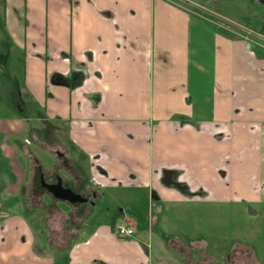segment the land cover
Here are the masks:
<instances>
[{
	"label": "crops",
	"instance_id": "crops-1",
	"mask_svg": "<svg viewBox=\"0 0 264 264\" xmlns=\"http://www.w3.org/2000/svg\"><path fill=\"white\" fill-rule=\"evenodd\" d=\"M0 9V108L16 114L0 118V264H220L211 249L221 247L226 260L235 240H210L228 231L215 225L209 238L199 221L205 206L264 205V51L211 19L228 17L217 0H0ZM14 95L40 121L68 123L87 155L99 195L85 223L46 194L38 205L28 187L22 197L28 120ZM110 195L128 205L146 195L144 220L103 214ZM191 210L194 230L171 232ZM119 221L135 235L119 238ZM248 244L244 264H264V242Z\"/></svg>",
	"mask_w": 264,
	"mask_h": 264
},
{
	"label": "rangeland",
	"instance_id": "rangeland-1",
	"mask_svg": "<svg viewBox=\"0 0 264 264\" xmlns=\"http://www.w3.org/2000/svg\"><path fill=\"white\" fill-rule=\"evenodd\" d=\"M219 3V7L222 9H226V17L225 19L229 24L234 23H241V24H246V25H252V26H257V25H264V3H259L256 0H245L244 3L240 2L239 0H228L230 5H227V0H217ZM197 10V9H196ZM191 14V13H190ZM207 16V15H206ZM192 17L196 18L195 15L192 14ZM209 17V16H208ZM231 17V18H229ZM211 18V17H209ZM213 21L219 20V17L211 18ZM0 22H1V9H0ZM208 22V21H207ZM209 23V22H208ZM215 23L218 24V22L215 21ZM232 25V26H233ZM19 64L14 63V66L18 67ZM14 68V67H13ZM15 72V71H14ZM17 75L18 73L15 72ZM14 86V83H13ZM28 96V95H27ZM28 99V98H27ZM10 115H16L13 112L10 111L8 113L7 110H4L0 108V118H9ZM33 115H30L32 120H33ZM37 127L40 130H44L47 123L45 121H39L37 122ZM57 123V121L55 122ZM68 133L64 132L62 133V139L64 142L70 145L73 151L78 152V157L77 160L84 165V159L82 158V153L83 151L80 150L75 142L69 143L67 142ZM71 141V140H70ZM67 144V145H68ZM32 145V144H31ZM35 152L37 155L42 158V160L46 161L47 164H51L53 161V156L51 154H48L46 152H43L42 150L38 149L37 147H34ZM81 156V157H80ZM80 157V158H79ZM148 207V200L145 196H140L137 199L136 204H131L128 205L126 201H123L119 199L116 195H110V198L107 200H102L101 204L99 205V209L104 211V213H111V212H116V211H121L123 209L125 210H130L134 215L138 216L141 220L144 217L145 211L147 210ZM155 213L157 212L156 210L154 211ZM196 212H193V210L190 211L188 214V219L184 220L180 225L177 226L174 221L168 222V225L171 228V232L173 231L174 233L177 234H182L184 230H194L193 224L195 223L194 221L196 220L195 215ZM195 215V216H194ZM256 215H258L256 217ZM264 215V205L262 206H255L249 210V208H246L245 206L239 204V205H231V207H224L221 209L217 208H208L205 206V211L202 214V222L199 221L200 223V230L202 233H204L206 236H209V238L212 237V234L215 230V225L221 226V229H226L228 232H226V236L222 238H211L210 240H217L221 241V243H230L234 239L235 241H242L246 243H252L253 245H262L264 242V223L259 221V217ZM40 216L39 213H36L35 215H32V219H34L35 227L38 228V222L36 221L37 218ZM229 216V217H228ZM255 216V217H254ZM229 218V219H228ZM225 220V221H224ZM230 221V223H229ZM254 227L255 234L252 236L248 231H250V228ZM249 229V230H248ZM248 230V231H247ZM200 232V231H199ZM198 232H192L191 234L195 237ZM222 235L223 233L220 232ZM208 238V239H209ZM218 238V239H216ZM224 238V239H223ZM211 252L218 255L222 256L221 260L223 264V248L219 249H211ZM242 256V255H241ZM260 256V255H259ZM244 258V257H243ZM260 258L264 261V256H260Z\"/></svg>",
	"mask_w": 264,
	"mask_h": 264
},
{
	"label": "flooded vegetation",
	"instance_id": "flooded-vegetation-1",
	"mask_svg": "<svg viewBox=\"0 0 264 264\" xmlns=\"http://www.w3.org/2000/svg\"><path fill=\"white\" fill-rule=\"evenodd\" d=\"M83 82L84 80L82 83ZM13 98L15 101L14 108L22 115L27 116L26 119L28 120V137H25L26 139L22 141V145L27 147V149L33 153L34 171L29 182L32 186L31 189H34L35 194L38 195L44 190L49 191L47 187L48 185L61 183L63 187L73 190L86 199L85 201L76 203L70 202L76 206L80 216L85 217L90 213L91 206L96 202L97 196L99 195L96 190L98 183L91 177L89 171H87V180L76 181L74 168L71 166V161L69 160L70 156L72 157L75 151H73L74 149L72 150L70 145L68 143L67 145L62 139V133L67 132V142L72 144L69 134V124H62L60 126L59 124L55 125V123L46 122L47 125L45 129L40 130L36 125V122H39L40 119H37L39 117L35 111L29 109L30 103L26 102L20 95H14ZM32 114H34L33 120L30 116ZM34 147L51 154L53 156L51 164H47L46 161L42 160V158H40L35 152ZM25 157L29 173V159L26 155ZM53 165L56 166V171L48 170ZM250 250V244L242 241H235L232 243L228 253H226V260L223 261V264H244L243 257L246 253L250 252ZM227 255L231 258L230 262H228ZM221 263L222 262H220V264Z\"/></svg>",
	"mask_w": 264,
	"mask_h": 264
},
{
	"label": "built area",
	"instance_id": "built-area-1",
	"mask_svg": "<svg viewBox=\"0 0 264 264\" xmlns=\"http://www.w3.org/2000/svg\"><path fill=\"white\" fill-rule=\"evenodd\" d=\"M216 22L222 23L231 33L243 38L255 48L264 51V25H246L241 23L229 24L225 19H220ZM116 235L121 239H127L135 235L136 229L125 221H119L115 225Z\"/></svg>",
	"mask_w": 264,
	"mask_h": 264
},
{
	"label": "trees",
	"instance_id": "trees-1",
	"mask_svg": "<svg viewBox=\"0 0 264 264\" xmlns=\"http://www.w3.org/2000/svg\"><path fill=\"white\" fill-rule=\"evenodd\" d=\"M260 2H263L264 3V1H261V0H259ZM59 133V132H58ZM22 149H23V151H24V153H25V155L28 157V159H29V173H28V176H27V179H26V182H25V186H24V188L22 189V197L26 200V195H24V193H25V189H26V187H28V189H29V191H31V194H32V197H31V194H30V199H31V201H33V203L36 205H38L39 203H40V200L41 199H39V202H38V200H36L35 199V196L37 195V194H35V190L34 189H31V185L29 184V182H30V178L33 176L32 174H33V171H34V162H33V153H32V151H30L29 149H27V147H25L24 145H22ZM51 149V148H50ZM82 155V158L84 159V161H85V157H87V155L85 154V153H82L81 154ZM81 157V156H80ZM79 157V158H80ZM69 160L71 161V166L74 168V175H75V177H76V181H78V180H84V179H88V174H87V168H86V166L85 165H83L82 163H80L78 160H77V158H75L74 156H70V158H69ZM48 170H50V171H56V166H51ZM40 194H42V195H44V194H46V195H48L49 197H50V199H51V201H54V202H65V203H67L68 205H71L72 207H74V208H76V206L75 205H73V204H71L70 202H66V201H63V200H61V199H58V198H56L52 193H50L49 191H47V190H44V191H42V193H40ZM39 194V195H40ZM34 198V199H33ZM29 199V200H30ZM33 199V200H32ZM91 216V210H90V213L89 214H87L85 217H81V216H79L78 218H79V220L82 222V223H85L86 221H87V219L89 218Z\"/></svg>",
	"mask_w": 264,
	"mask_h": 264
},
{
	"label": "water",
	"instance_id": "water-1",
	"mask_svg": "<svg viewBox=\"0 0 264 264\" xmlns=\"http://www.w3.org/2000/svg\"><path fill=\"white\" fill-rule=\"evenodd\" d=\"M47 187L49 191L58 199L69 201L71 203L86 200L80 194L74 192L73 190L63 187L61 183H58L56 185H48Z\"/></svg>",
	"mask_w": 264,
	"mask_h": 264
}]
</instances>
